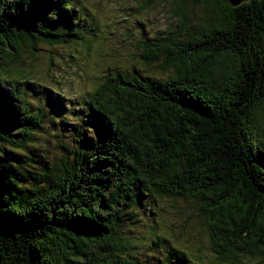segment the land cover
Masks as SVG:
<instances>
[{"label": "trees", "instance_id": "trees-1", "mask_svg": "<svg viewBox=\"0 0 264 264\" xmlns=\"http://www.w3.org/2000/svg\"><path fill=\"white\" fill-rule=\"evenodd\" d=\"M36 1L0 0V264H131L121 218L155 196L198 210L218 262L264 264V0H203L197 27L149 43L166 75H107L88 99L97 139L23 188L7 149H25L42 117L2 73L25 50L84 39L74 8ZM52 9L64 29L40 15Z\"/></svg>", "mask_w": 264, "mask_h": 264}, {"label": "rangeland", "instance_id": "rangeland-1", "mask_svg": "<svg viewBox=\"0 0 264 264\" xmlns=\"http://www.w3.org/2000/svg\"><path fill=\"white\" fill-rule=\"evenodd\" d=\"M60 1L74 8L71 16L78 20L84 39L69 45H38L35 55L25 50L2 73L9 81H19L31 114L42 117L41 128L25 149H7L23 188L48 181L53 170L73 166L79 142L92 144L97 139L94 121L87 119L88 99L107 75L128 70L164 77L167 59L150 61L149 43L169 41L181 24L197 27L208 14L203 0ZM40 15L53 19L57 29L66 26L53 9ZM77 131L87 138L79 140ZM82 153L88 150L82 148ZM129 212V220L122 217L119 224L120 236L131 240L123 260L175 264L185 253L191 258L185 264H225L210 251L199 212L190 203L155 196L140 200Z\"/></svg>", "mask_w": 264, "mask_h": 264}, {"label": "water", "instance_id": "water-1", "mask_svg": "<svg viewBox=\"0 0 264 264\" xmlns=\"http://www.w3.org/2000/svg\"><path fill=\"white\" fill-rule=\"evenodd\" d=\"M231 7H237L242 3H245L249 0H227Z\"/></svg>", "mask_w": 264, "mask_h": 264}]
</instances>
